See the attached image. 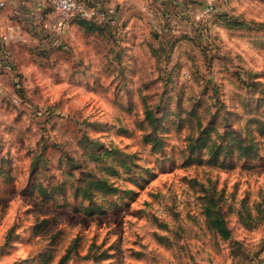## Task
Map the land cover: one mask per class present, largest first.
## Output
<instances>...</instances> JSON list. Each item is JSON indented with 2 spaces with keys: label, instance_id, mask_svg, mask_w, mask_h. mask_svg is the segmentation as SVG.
Segmentation results:
<instances>
[{
  "label": "rangeland",
  "instance_id": "rangeland-1",
  "mask_svg": "<svg viewBox=\"0 0 264 264\" xmlns=\"http://www.w3.org/2000/svg\"><path fill=\"white\" fill-rule=\"evenodd\" d=\"M135 3L130 30L68 28L0 68V264H264V0ZM86 172L109 190L76 193Z\"/></svg>",
  "mask_w": 264,
  "mask_h": 264
},
{
  "label": "crops",
  "instance_id": "crops-1",
  "mask_svg": "<svg viewBox=\"0 0 264 264\" xmlns=\"http://www.w3.org/2000/svg\"><path fill=\"white\" fill-rule=\"evenodd\" d=\"M0 7V68L8 70L14 64V51L22 50L26 45L44 46L55 44L68 28H78L80 37L85 38L83 31L75 21L61 18L54 9L52 0H3ZM88 5L96 6L102 20L101 25L116 27L112 18L122 21V27L131 29L134 13L130 7L139 2L138 7L163 5L158 13L164 16L183 13L182 6L193 0H83ZM168 6V7H167ZM152 10V9H151ZM150 10V11H151ZM151 11V12H155ZM116 25V26H114ZM76 26V27H74ZM105 31V30H103Z\"/></svg>",
  "mask_w": 264,
  "mask_h": 264
},
{
  "label": "trees",
  "instance_id": "trees-1",
  "mask_svg": "<svg viewBox=\"0 0 264 264\" xmlns=\"http://www.w3.org/2000/svg\"><path fill=\"white\" fill-rule=\"evenodd\" d=\"M83 29L85 33L95 32V31H101V28H104V26L101 25V22L98 21H92L91 19H86L82 17H74L72 19ZM144 119L148 121L151 127V132L155 131L156 125H155V112L153 108H145L144 110ZM157 124V123H156ZM213 129V128H212ZM211 128H204L200 131L201 135H199L196 138L195 144H197L198 148H201L202 146L205 147L206 153L209 154L210 157H218L219 154H223L224 152H228V149L231 148V143L233 139L229 136L226 137L224 133H217V135L221 136V141L216 142L215 140L212 141L210 144L207 143V136L209 134V131L212 130ZM216 130V129H215ZM203 131L206 135H202ZM151 132L145 133L143 135V138L145 141H152L151 140ZM225 137L228 140V144L225 143ZM157 138V137H156ZM237 146L236 149L238 152H240L243 155H249L251 152V146L254 147V143L252 140H250V143L247 145L240 144V142L235 143ZM192 147H196V145H193ZM84 185H78L75 187V192L79 191L82 193L86 198L88 197L89 200H92L91 194L93 189H99V190H109V184L107 183L106 179L96 177L95 175H91L89 172H86V175L84 177ZM86 210H90V207L88 205L85 206ZM204 212L206 216L208 217V222L210 225L223 237V238H229L230 237V230L225 224L220 211L215 209L212 205H206L204 207ZM69 257V250L61 257L59 260V263L64 262Z\"/></svg>",
  "mask_w": 264,
  "mask_h": 264
},
{
  "label": "built area",
  "instance_id": "built-area-1",
  "mask_svg": "<svg viewBox=\"0 0 264 264\" xmlns=\"http://www.w3.org/2000/svg\"><path fill=\"white\" fill-rule=\"evenodd\" d=\"M4 4L5 2L0 0V7ZM52 4L59 16L63 19L68 17H82L96 21L102 20L97 7L88 5L83 0H52ZM111 20L113 22L116 21L115 18Z\"/></svg>",
  "mask_w": 264,
  "mask_h": 264
}]
</instances>
